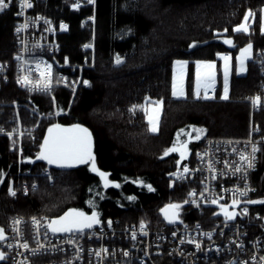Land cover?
<instances>
[{"label": "trees", "instance_id": "16d2710c", "mask_svg": "<svg viewBox=\"0 0 264 264\" xmlns=\"http://www.w3.org/2000/svg\"><path fill=\"white\" fill-rule=\"evenodd\" d=\"M15 1L9 11H0V60L10 63L17 52ZM33 1L37 12L70 26L68 33L59 36V63L68 60L78 66L87 58L90 64L89 54L81 48L93 41L96 60L93 68L83 72L89 86L80 87L74 99L66 89L53 91L58 117L44 124L40 136L37 130L26 134L21 154L15 137L0 136V228L5 236L13 216L54 219L69 212L95 213L100 223L112 217L125 225L142 223L154 228L164 223L160 215L164 206L179 205L176 210L183 221L198 219L185 204L193 185L178 182V174L208 139L243 140L252 125L264 133V110L253 114L250 107L263 77L251 61L242 76L235 75L234 66L227 99L221 95L220 73L214 99L197 98L193 65L219 63L222 53H231L236 62L240 50L249 44L254 54L264 51V0H96L95 7L83 8H75L74 0ZM249 11L254 16L247 20L248 25L253 21L248 31H234L245 23ZM92 17L94 24L87 22ZM176 60L189 62L186 98L172 95ZM0 97L2 102L20 104L24 120L28 119L26 110L54 111L51 94L19 92L13 80L0 90ZM157 102H162L160 130L152 133L146 107ZM56 125L90 131L96 170L92 160L59 170L54 184L46 182L44 188L25 196L22 184L39 182V172L47 167L39 159L44 129ZM199 127L204 128L202 135L193 132ZM186 140L189 148L182 155L168 152ZM253 184L257 187L253 200L264 201V145ZM11 187L15 195L10 194ZM254 207L264 216V203H254ZM5 248L6 239L0 241V250L5 252Z\"/></svg>", "mask_w": 264, "mask_h": 264}, {"label": "built area", "instance_id": "2783aa9c", "mask_svg": "<svg viewBox=\"0 0 264 264\" xmlns=\"http://www.w3.org/2000/svg\"><path fill=\"white\" fill-rule=\"evenodd\" d=\"M74 1L76 8L96 5V0ZM28 3L32 7L22 6L21 0L15 1L18 63L17 59L14 66L0 61V83L17 79L18 88L23 92L51 94L57 111L52 94L55 89L68 90L74 99L80 87L89 86L83 72L93 68V52L87 44L81 48L89 54L90 64L87 58L78 66L70 65L68 60L59 63V36L69 32V24L53 22L36 11L33 0ZM11 5L3 11H9ZM90 19L94 22L93 17ZM92 45L95 47L94 41ZM254 56L263 83L262 92L254 97H260L259 103H253V98L250 104L253 114L264 110V51L259 50ZM24 77L31 83L22 85L20 80ZM17 116L19 123L20 116ZM0 128V136L9 134ZM261 135L260 128L252 125L249 137L243 140L208 139L197 151L194 164H185L177 180L193 185L187 193L186 205L196 213V220H185L172 227L164 222L153 228L146 224L123 225L120 220L109 217L88 230L54 234L48 227L52 219L13 216L8 224L4 261L6 264H264V216L255 210L254 203H248L254 201L257 193L253 176L259 168V152L264 145ZM33 140L38 141L36 136ZM253 147L257 151L253 152ZM241 155L247 156L253 166L248 167ZM40 176L52 184L57 172L46 168ZM39 187L38 182L24 183L21 190L27 196ZM12 192L16 193L13 187L11 195ZM243 192L247 195H241ZM224 207L236 212V217L217 216ZM254 231L256 237H253ZM25 243L27 249L22 246Z\"/></svg>", "mask_w": 264, "mask_h": 264}, {"label": "rangeland", "instance_id": "374dc122", "mask_svg": "<svg viewBox=\"0 0 264 264\" xmlns=\"http://www.w3.org/2000/svg\"><path fill=\"white\" fill-rule=\"evenodd\" d=\"M74 3H75V1H74ZM87 22H93V21H92V19H90ZM252 23H253V21L250 22L248 25L246 22V26L249 28V26ZM262 32L264 33V13L262 16ZM247 46L242 48L240 50V52L238 53V55L235 57L236 62H235L234 57L231 53L220 54L219 63H217L216 61H198V62H196L193 65V70H194V82H193L194 96L197 98L199 96H201L203 98H206V97L210 98L209 97L210 94L212 96H215L214 90H216V88H218L217 78H218V75L222 74V80H223L222 82L223 83H222L221 95L223 98L225 95V71H226V66H227V97H229L230 79H231L233 67L235 66V68H234L235 69V75H237V76L241 75L242 76V74L245 73L247 70L248 62L255 60L254 49L252 46L250 52L245 53V55L243 57L245 70L244 71L240 70L241 59H242L241 52L243 49L247 48ZM16 49H18L17 44H16ZM224 57H228L229 59L227 61H225ZM19 58H20V56H19ZM16 59H17V63H18L17 56H15L14 62H12V63L7 62V63H9L11 66H14L16 64ZM2 62L6 63V61H2ZM94 62H95V60H94ZM252 63L254 65H256L257 68H259L258 63L257 64L254 62H252ZM208 65H214V67H208ZM26 72H29V71H26ZM188 74H189V62L188 61L176 60L173 63V68H172V95H173V97L180 99V98H186L188 96L187 87H186ZM13 81H14V79H13ZM1 82L2 83H0V88L3 89V88H5V86L8 83L3 84V81H1ZM9 82H11V80ZM198 85H199V87H198ZM14 87L19 92L28 93V92H23L18 88L17 79H15V81H14ZM261 90L259 92H257V94L262 92ZM174 91L176 92L175 95H174ZM3 93H5V91ZM197 93H199V94L197 95ZM254 97H255V95L251 98L250 101H252ZM0 98H2V97H0ZM21 108H22V106H20V104H18V103H15V102L8 103V102L0 101V122H1L0 127L2 126L3 128H5L7 130V133H9V134L2 135V137L3 136L4 137H15L18 140V146H19L18 152L21 150V148H20L21 143H22L21 141L26 134H30V135H32L33 133L36 134L35 132L37 130L38 135L40 136V132H41L44 124L52 122L54 120V118H57V116H58L55 108H54V111L52 114H50V113L39 114V113H37V111L33 112L30 110H26L27 115H28V119L26 118V120H24V118L20 117L19 118L20 121L18 123L17 122V117H18L17 115L20 113ZM146 114H147L146 118H147V121L149 123L150 131L152 133H154V131H152L151 129L153 127V124H155V126L157 127V131H155V132H159L161 115H162V102H157V103H154L152 105H148L146 107ZM31 120H35V122L33 123V121H31ZM19 124H20V126H19ZM50 126L48 128H50ZM48 128L44 129V135H45ZM84 129H87V128H84ZM193 132L194 133L197 132V133H199V135H202L204 133V128H202V127L194 128ZM88 133L90 134L91 150H92L93 143H92L91 133L89 130H88ZM77 134L83 135L82 133H77ZM44 135H43V137H44ZM249 135H250V132L248 134V137H249ZM42 140H43V138L41 139V142L39 144V151H40ZM173 148H175L176 150L175 151H168V152L169 153H179L182 155V152H185L189 148V140H186V142L181 141L179 145H176ZM173 148H171V149H173ZM90 162H91V160H89L87 163H90ZM187 163L194 164V159L191 161H188ZM187 163H185V164H187ZM79 164H85V163H77V165H79ZM185 164L182 166V169L185 167ZM58 171H57V173H59ZM39 182L42 185V187L44 188L46 185V182L48 183L49 180L44 178V177L43 178L41 177ZM49 184H50V182H49ZM185 204H186V198H185ZM86 216L91 217L93 215H86ZM39 217H44V219H47V220L51 219L50 217H46V216H39ZM28 218H31V217H28ZM96 219H98V218L96 217ZM10 220H9V222H10ZM183 222L184 221L182 220V218H180L179 213H178V223L176 225H180V223H183ZM99 223H94L92 227L98 226ZM132 224H134V223H132ZM140 224H142V223H140ZM120 225H122V224H120ZM123 225H125V224H123ZM176 225H174V226H176ZM170 227H172V226H170ZM91 228H84V230H88ZM6 237H7V239H6V243H7L8 232H7ZM0 251H2V250H0ZM4 253L6 255V250Z\"/></svg>", "mask_w": 264, "mask_h": 264}, {"label": "snow or ice", "instance_id": "6c2138e0", "mask_svg": "<svg viewBox=\"0 0 264 264\" xmlns=\"http://www.w3.org/2000/svg\"><path fill=\"white\" fill-rule=\"evenodd\" d=\"M89 2H94V0H89ZM11 0H0V11H3L4 9L8 8L10 6ZM22 6L32 7L31 3H28V0H21ZM249 16H254V13L249 11L248 15L245 16V24H242L234 29V31H248V27L246 26V22L249 18ZM66 27V26H62ZM226 43H231V41H226ZM252 48V45L249 44L247 48L243 49L241 52V67L240 70L244 71V62L243 57L245 53L250 52ZM225 61H227L229 58L224 57ZM116 62L119 64L121 63V60L119 57H117ZM208 67H214V65H208ZM20 83L22 85H27L28 83H31V81L28 80L27 77H24L20 80ZM46 87V85H45ZM175 87V86H174ZM199 87V85H198ZM176 92L174 91V95ZM199 93H197L198 95ZM227 99V66L225 71V95L224 97ZM260 97L254 98L253 103H259ZM56 128L60 130V132L63 133H69L70 135H64V136H56L52 137V129H49L50 138L45 139L44 144L42 145L43 151L40 153L39 158L47 160L50 164L51 163H57L61 166H70L72 163H87L89 160L93 161V170L95 169V163H94V157L91 153V141H90V134L88 133L87 129L80 128L79 126H75L71 129H61L59 125H56ZM152 131H157V127L155 124H153V127L151 129ZM183 131V130H182ZM77 133H82L83 135H79ZM179 135V134H178ZM199 139V136L196 137ZM176 149H170L169 151H175ZM257 151L255 147H253V152ZM168 152L165 153L167 155ZM241 160H246L248 162V167H252V161L244 155H241ZM236 171H240L239 168L236 169ZM101 176H105L104 173H100ZM119 187V185H116ZM149 189L151 190V186L148 185ZM12 195H15V192H12ZM194 195V193H193ZM241 195H247V192L241 193ZM236 201H233V204H236ZM248 203H264V201H248ZM179 205H169V208H179ZM245 212H247V209H245ZM167 214V212H166ZM228 217L230 219L234 218L232 213H227ZM35 222V221H34ZM15 223H20V221H15ZM94 223H99V220L96 219V214L93 213V216L89 217L86 216L83 212H69L65 216L53 220L48 227L51 229L53 233L58 232H71L73 229L76 230H83L84 228H91ZM110 223V222H109ZM19 231L18 229H16ZM7 239V237L4 234V229L0 228V241H3ZM25 249L28 248V244L25 243L22 245ZM106 251V250H105ZM127 255V253H125ZM5 253L3 251H0V260H4ZM264 259V258H262Z\"/></svg>", "mask_w": 264, "mask_h": 264}, {"label": "water", "instance_id": "95a60500", "mask_svg": "<svg viewBox=\"0 0 264 264\" xmlns=\"http://www.w3.org/2000/svg\"><path fill=\"white\" fill-rule=\"evenodd\" d=\"M49 129H52V133H51V136L52 137H56V136H64L66 135L65 133L63 132H60L59 129H57L56 127H50L47 129L44 137H43V140H42V143H41V147H40V151H39V156H40V153L43 151V148H42V145L44 144V141L45 139H49L50 138V134H49ZM40 159V158H39ZM42 162H44L47 166L51 167V168H54V169H57V170H65V169H68V166L65 165V166H61L60 164H57V163H49L47 160L45 159H40ZM167 212V214H166ZM226 212L227 213H232L234 218L236 217L237 213L236 212H229L226 208L222 209L221 211H219L217 213V216H221V217H228V215H226ZM160 215L163 219V221L169 225V226H174L178 223V211L176 210V208H169V205H166L164 206L161 211H160ZM63 217V216H61ZM61 217H57V218H54L51 220V222L53 220H57ZM232 218V219H234ZM73 230H76V229H73ZM53 233V232H52ZM59 233H62V232H58V233H54V234H59Z\"/></svg>", "mask_w": 264, "mask_h": 264}, {"label": "bare ground", "instance_id": "6f19581e", "mask_svg": "<svg viewBox=\"0 0 264 264\" xmlns=\"http://www.w3.org/2000/svg\"><path fill=\"white\" fill-rule=\"evenodd\" d=\"M15 23V22H14ZM93 24H94V22H92ZM13 33H14V31H13ZM87 46L89 47V49L93 52V59L94 60H96V50H95V47L92 45V43H87ZM251 62H254V60H252ZM255 63V62H254ZM257 94V93H256ZM255 94V95H256ZM214 97L215 96H212L210 99H214ZM250 104H251V101H250ZM250 107H251V105H250ZM58 117V116H57ZM261 130V129H260ZM261 132H262V130H261ZM262 137H264V133L262 132V135H261ZM260 152H261V149H260ZM259 152V153H260ZM260 162V161H259ZM47 166V165H46ZM47 169H49V170H53V171H58L57 169H54V168H51V167H49V166H47L46 167ZM46 168H44V169H46ZM42 172H43V170H41L40 172H39V174L40 175H42ZM57 176H58V173H57ZM57 176H56V178H57ZM56 178H55V180H56ZM55 182V181H54ZM52 184H54V183H52ZM52 184H50V185H52ZM39 185H40V187H42V185L39 183ZM39 187V188H40ZM12 188V187H11ZM14 188V187H13ZM255 195H256V193H255ZM224 208H226L227 210H228V208L227 207H224ZM223 208V209H224ZM257 236V232L256 231H254L253 232V237H256Z\"/></svg>", "mask_w": 264, "mask_h": 264}, {"label": "flooded vegetation", "instance_id": "af4514ba", "mask_svg": "<svg viewBox=\"0 0 264 264\" xmlns=\"http://www.w3.org/2000/svg\"><path fill=\"white\" fill-rule=\"evenodd\" d=\"M76 165H77V163L74 162V163H72L70 166H68V169H69V168H72V167H74V166H76Z\"/></svg>", "mask_w": 264, "mask_h": 264}, {"label": "crops", "instance_id": "0c3cea01", "mask_svg": "<svg viewBox=\"0 0 264 264\" xmlns=\"http://www.w3.org/2000/svg\"><path fill=\"white\" fill-rule=\"evenodd\" d=\"M243 74H245V73H243ZM243 74H242V75H243Z\"/></svg>", "mask_w": 264, "mask_h": 264}]
</instances>
